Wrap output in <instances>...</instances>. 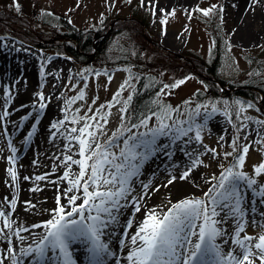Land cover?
I'll list each match as a JSON object with an SVG mask.
<instances>
[{
  "label": "rangeland",
  "instance_id": "obj_1",
  "mask_svg": "<svg viewBox=\"0 0 264 264\" xmlns=\"http://www.w3.org/2000/svg\"><path fill=\"white\" fill-rule=\"evenodd\" d=\"M217 2L219 3L218 22L221 24L223 35V49L220 47L223 55L217 75L205 74L194 64H190L187 71L182 69L185 76L180 80L185 81L183 84L175 88H165V85L171 86L179 80L168 78L169 74L164 72L166 67L162 66H167L169 69L170 62L180 64L178 61L180 56L190 57L192 54L200 56L207 62L211 60L213 40L208 18ZM3 8L17 13L18 19L11 21L12 28L17 29L18 32L24 28L30 32H39L41 34L39 41L45 45V48L32 49L7 35H0V211L5 212L10 199H17L16 194L22 184L23 172L19 173L20 168L16 165V161H26L28 157H31V161H38L40 174L45 176L41 185L35 187L39 190L33 195L36 217L46 214V203L53 207L52 210L56 209V197L59 194L64 195L63 199L60 197L61 204L66 208L70 207L64 202L67 201L63 194L65 192L58 189V184L53 178L49 180L48 178L54 173L63 180V174L67 171L70 174L67 180L68 188L70 181L79 172V165L71 161H67L71 164L65 167L67 156H71L73 160L82 159L79 155V141L74 138L80 136V133L79 131L73 133L72 128L79 130L85 123L92 125L89 131L96 133V140L100 143L107 142L114 133L117 134L119 139L115 140L116 146L110 151L119 155L120 149L124 147V139L131 134L123 131L121 108L124 107L127 97L133 95L141 71L131 63L132 61L129 64L111 65L100 64L91 58L84 65L79 66L69 57L52 51L54 50L52 48L58 47L57 41L62 40H58L55 35L48 36L46 32L51 30L60 33L68 28L95 31L105 29L108 25L111 28L113 26L111 22L115 21L116 17H128L133 14L141 19L137 24L139 28L134 26L132 32L126 29L123 36L114 38L110 43L109 53L111 57L117 55L113 46L119 45L118 38H120L122 43L130 46L131 58L140 61L139 66H146L151 71V75H154L152 78L159 77L161 87L153 97L152 109L144 116L151 115L153 111L159 115L161 107L168 106L178 111H172L171 119H167L166 123L189 121L204 127L200 131V141L195 140V126L188 137H182L175 144H171L168 137H158L157 144H171L166 150L174 153L171 156L165 155L162 151L152 154L148 149L137 150L146 152L147 159L139 163L138 176L130 181L133 191L127 199L121 200L123 207L120 212L114 213L117 215L115 227L112 224L105 230L104 235H108L106 241L110 242L112 238L118 237L116 228L134 210L133 201L138 200L142 210L143 207L152 205L150 204L152 200L149 199L154 200L160 191L161 196L158 198L162 201L166 189L159 191L154 189L158 186L160 189L173 176L176 179L170 184L172 187L174 183L180 181V175L186 171L184 161L191 163L192 160H197L196 171L202 184L199 189L191 193L159 204L160 214L166 212L172 203L182 199L204 198V193L216 183L211 178L220 175L222 171L220 166L228 168L235 163L236 153L233 152L231 141L237 136L240 138L239 146L250 145V150L245 156L244 165L235 168L234 171L245 172L256 179L258 185H264V174L257 176L253 171L254 166L264 162V125L259 123L264 121V115L259 111L256 99L243 98L234 92L235 88H247L257 82L264 84V0H259L258 3L255 0H143V3L142 0H0V9ZM197 9H212V11L205 16ZM173 11L174 15L171 14ZM162 20L165 23L162 24ZM34 23L40 24V27L32 26ZM128 33L133 35V42ZM139 47L140 53H137ZM91 55L94 54L91 52ZM104 60L105 58H101V61ZM91 69L95 70L90 72ZM159 69L162 72L159 73ZM84 72L89 73L84 74ZM148 72L141 73L150 78ZM15 76L14 83L12 80ZM165 77L168 78L167 81H164ZM206 79L209 82L224 79L234 85V88L230 84L221 85L222 87L217 84L219 88L213 91L210 84L205 83ZM126 80L130 86H126L121 91V85ZM118 91H120L119 102L113 100ZM6 92L10 96L6 95ZM81 92L84 98L76 99L69 104V101L78 97ZM41 96L44 97L43 100L40 99ZM157 100L159 104L154 103ZM236 101L241 103L236 104ZM109 103L113 106L108 107ZM41 104L45 107L41 108ZM213 107L217 109L216 112L212 111ZM241 108L243 111H240ZM197 109L199 115L196 114ZM5 111L8 113L6 116ZM12 111L20 113L21 118L11 124L13 128L16 125L13 135H6L4 131L12 129L8 121ZM93 115L96 117L95 120L87 119ZM80 117L86 119L81 120ZM101 117H104L107 123ZM74 118L76 122H73ZM61 121L63 123H59ZM54 122L57 123V128L51 127ZM97 123L100 128H97ZM148 124L149 128L157 127L159 121L156 117H152ZM147 131L148 129L143 127L132 129L137 135ZM82 138H86V134ZM189 138H191L190 142L185 145V141H189ZM61 140H65V145L61 144ZM61 146L63 149L59 148ZM182 146L183 152L180 150ZM206 149H216L217 158L214 159L213 154ZM185 152L192 155L186 156ZM229 152H233V155L225 157L224 154ZM56 158L60 160L59 163L55 161ZM56 163L62 165L54 169ZM22 164L25 166L26 162ZM51 164L53 168L49 167ZM8 169L16 172V180H12ZM149 182L150 188L144 189L142 185ZM75 194L82 195V191ZM248 198H251L250 194ZM50 202H54V206ZM81 202L82 200L77 201V203ZM255 207L256 212L249 213L245 218L247 223L242 236L246 234L258 237L264 234V227L261 226L264 225V215H261L264 205L257 203ZM256 215L262 216V221L257 222L254 219ZM5 220L6 217H0V232H2L0 258L2 244L5 243L3 236H9L10 232L16 233L13 223L10 224V228L4 227ZM198 223L200 221H197ZM223 227L231 233L232 221ZM226 238L229 240L228 244H225L223 239L219 243L223 253L234 248L231 245V237ZM75 244L82 243L78 241ZM106 264H110L109 258ZM255 264H260V261L255 260Z\"/></svg>",
  "mask_w": 264,
  "mask_h": 264
},
{
  "label": "snow or ice",
  "instance_id": "obj_2",
  "mask_svg": "<svg viewBox=\"0 0 264 264\" xmlns=\"http://www.w3.org/2000/svg\"><path fill=\"white\" fill-rule=\"evenodd\" d=\"M255 2L258 3L259 0H255ZM215 7L214 5L213 8ZM197 10L202 11L205 16H208L212 11V9ZM171 14L174 15V11ZM161 23L163 24L165 21L162 20ZM184 82V80H179L171 86L165 85L164 87L175 88ZM126 86H130L127 80L121 85V91ZM6 95L10 96L7 92ZM119 96L120 91L116 93L113 100L119 102ZM83 98L84 94L81 92L78 97L70 100L69 104L76 99ZM40 99L43 100L44 97L41 96ZM132 100L133 97L129 95L124 101V107L121 108L122 121L125 119L124 114ZM154 103L159 104V101H154ZM235 103L240 104L241 102L236 101ZM112 106L109 103L108 107ZM40 107L44 108L45 105L41 104ZM248 107H252V105H248ZM172 111H178V109L162 106L159 115L153 111L151 115H145L139 124L133 123L128 128V132L131 134L124 139V147L120 149L119 155L110 151L116 146L115 140L119 139L117 134L114 133L107 142L100 143L96 140V133L89 131L92 125L85 123L79 130L72 128L73 133L77 131L80 133V136L74 138L79 141V155L82 159L73 160L71 156L65 157L66 161L79 165V172L70 181V186L65 189L64 193L70 207L66 208L62 205L60 196H57V208L52 210V218L32 226L33 228L46 229V231L35 242L34 247L29 244L26 248H22L21 256L24 258L34 257L33 264H46V262L47 264H78V260L73 258V252L70 249L73 244L79 241L85 246L84 250L88 255L89 264H106L107 258L113 256L114 253L109 250L107 243L101 241V237L110 225L117 222V215L114 213H119L123 207L121 200L127 199L133 191L130 181L133 177L138 176L139 164L137 161L146 157V152L137 150L148 149L152 154L162 151L165 155L171 156L174 153L166 150L182 137H188L194 126L196 129L195 140H201L200 131L204 125H194V122L189 121H173L172 124H168L165 121L171 119ZM212 111L216 112L217 109L213 107ZM240 111H243V108ZM196 114L199 115L198 109ZM4 115L6 116L8 113L5 111ZM152 117H156L159 126L149 128L148 121ZM80 119L84 120L86 117H80ZM87 119L95 120L96 117L93 115ZM101 119L107 123L104 117ZM73 122H76L75 118ZM59 123H63V121ZM259 123L264 125V121H259ZM179 124L188 126L178 127ZM51 127L57 128V123L54 122ZM140 127L146 128L148 131L138 135L132 132V129ZM97 128H100L99 123H97ZM85 134L86 138H82L85 137ZM158 137H168L171 144H157ZM239 139L237 136L231 141L233 152L236 153L235 163L228 168L220 166L222 171L218 177L211 178L216 183L212 184L204 193V198H186L172 203L171 207L162 215L156 208L147 209L137 231L130 237L131 246L126 257L128 264H255L257 259L260 264H264V234H260L258 237L241 235L245 232L246 216L256 212L255 205L257 203L264 205V185H258L257 180L245 172L234 171L235 168L244 165L245 156L250 150V145L240 147ZM190 140L191 138L189 141H185V145ZM180 150L183 152L184 147L182 146ZM206 150L213 154L214 159L217 158L216 149ZM233 152L224 155L225 157L232 156ZM184 154L189 157L192 155L188 152ZM196 167L197 160L194 159L191 166L180 175L179 179L187 180ZM8 171L11 173L12 180H16V172L12 169H8ZM253 171L257 176L264 174V162L254 166ZM69 175V172H64L62 179L69 180ZM85 177L87 178L85 179ZM24 179L27 180L29 177H24ZM35 179L43 181L45 176H36ZM175 179L176 177L173 176L167 184L162 186L167 187ZM142 186L144 189H148L151 185L149 182ZM37 190L39 189H32V191ZM81 191L82 195L75 194ZM154 191H159V187H156ZM70 193L71 195H69ZM249 194L250 199L248 198ZM78 200H82V202L77 203ZM12 204L14 207L15 201H12ZM133 207L135 212H140L141 205L138 200L133 201ZM261 215H264V211L261 212ZM0 217H6V213L0 211ZM197 221L200 223L197 224ZM229 221H232L233 230L231 233L223 227ZM132 223V220H128L126 227H132ZM261 226L264 227V225ZM4 227H11L7 220H5ZM21 231H28V229H21ZM16 235L19 236V233ZM0 236H2V232H0ZM229 236L234 248L223 253L217 240L222 238L224 243L228 244L229 240L226 237ZM19 239L24 241L25 238L19 236ZM8 243L11 245L10 239ZM120 243L121 246H124L123 240ZM6 252L13 255H4L0 259V264H4L5 259H12L13 264H23L22 261L17 260L11 246L6 249Z\"/></svg>",
  "mask_w": 264,
  "mask_h": 264
},
{
  "label": "trees",
  "instance_id": "obj_3",
  "mask_svg": "<svg viewBox=\"0 0 264 264\" xmlns=\"http://www.w3.org/2000/svg\"><path fill=\"white\" fill-rule=\"evenodd\" d=\"M219 2V1H218ZM215 3V8L211 13L210 17L208 18V25L209 30L211 33V37L213 40V47H212V58L209 62L203 60L198 55H193L189 57V61L187 60H180V64L171 63L170 68L167 69V66H162L165 69L164 72L169 74L168 78H174L175 80L182 79L185 74L182 72V69L187 71L190 67V64H194L195 67L201 71L205 72L208 75H217L218 69L220 67L221 58L223 52H220V47L222 48V41L223 35L221 31V24L218 22V9L219 3ZM140 19L135 16V14L126 17L127 19L123 20H116L113 23L111 28L108 25L105 29H98L95 31H88V30H76L69 28L66 31H62L60 33H56V31H47L46 33L48 36H57V48H52L54 53L63 54L70 59H72L77 65L82 66L84 65L89 59H94V61L99 62L100 64H120V63H131L136 65L141 72H148L149 77L140 72V78H138L137 85L133 92V100L131 101L130 105L128 106V110L125 113V119L122 121L124 125V130H128L133 123L139 124V121L144 116V114L152 109V100L157 92V90L161 87V82L158 79L152 78L154 75H151V71L146 66H139L140 61L136 58H131L132 53H130V46L126 45V43H122L120 38H118L119 45L114 44L113 49L116 50L117 55L111 57L109 53V46L112 40L116 37L123 36L124 31L129 29L132 32V28L136 26L137 28L139 22L133 18ZM18 19L17 13L12 12L11 9H0V35H8L11 36L25 44L31 45L34 48L40 49L45 48V45H42V42L39 41L40 33L37 31H28L24 28L21 31H17V29L12 28L11 21L14 19ZM20 18V17H19ZM141 20V19H140ZM143 20V19H142ZM30 24V23H29ZM109 24V23H108ZM131 24V26H130ZM32 26L40 27V24ZM131 41L133 42V35L128 33ZM140 47L138 48V52L140 53ZM91 52L94 55H91ZM166 56V55H165ZM101 58H105L104 61H101ZM181 68V69H180ZM95 69H91L93 71ZM159 73L162 70H158ZM192 71V70H191ZM89 72H84V74H88ZM158 75V74H157ZM167 77L164 78V81L168 80ZM203 80V79H202ZM204 81V80H203ZM219 82L222 85H231V83L224 79H219ZM206 84H210L213 91L219 88L216 82H209L207 79L205 80ZM237 95L243 98H247L250 100H257V107L259 111L264 115V84L257 82L250 86V88L246 89H238L234 91ZM123 130V131H124Z\"/></svg>",
  "mask_w": 264,
  "mask_h": 264
},
{
  "label": "bare ground",
  "instance_id": "obj_4",
  "mask_svg": "<svg viewBox=\"0 0 264 264\" xmlns=\"http://www.w3.org/2000/svg\"><path fill=\"white\" fill-rule=\"evenodd\" d=\"M6 61V60H5ZM15 79H13L12 81L15 83L16 82V76L14 77ZM18 112H10V115L8 117V121H9V125H11L12 123H14L13 121L18 120V118L20 119V113ZM10 128L7 132H5L6 135H13V131L16 128V125L13 126L11 125ZM16 130V129H15ZM10 131V132H9ZM65 140H61V144L65 145ZM63 149V146L59 147ZM28 156V154L26 155ZM145 159H140L139 161H137V163H142ZM57 163H59V159L56 158L55 160ZM26 162V165L23 166L22 163ZM56 166H54V169H57L58 165H62V164H58ZM185 166H186V170L191 166V163H189L188 161H184ZM65 164V163H64ZM63 164V165H64ZM71 163L66 161V165L65 167H67L68 165H70ZM16 165L20 168V172L22 173L21 178H22V184L19 186L18 192L16 194L17 197V201L15 200V198L10 199L9 201V206L7 207V209L5 210L6 213V220L10 223V224H14L15 229H16V233H19V236H23L25 239L24 241H21L19 239V236L10 232L9 236L4 235L3 237H7L4 238L5 243L2 244V256L0 259L3 258L4 255H13V254H9L6 252V249L8 247H12L14 249V255L16 256L18 261H22L23 264H33L34 261V257H29V258H24L21 256L20 250L22 248H26L29 244H31L33 247L35 246V242L40 238V236H42L44 234V232L46 231V229L43 228H33L32 226L34 224H41L42 222L48 220L49 218L52 217L51 214V210L53 207H51L50 205H48V203H46V214H42L40 217H36L35 211H34V207H32L33 205L36 206V203L34 204V197L33 195L35 194V191H32V189H34L35 187L41 185L42 181H38L35 179L36 176H42L40 174V166L38 161H31V157L25 161L19 162L16 161ZM49 167H52V164L49 165ZM29 170V171H28ZM51 171V170H50ZM50 173V172H48ZM52 173V171H51ZM24 177H29V179H24ZM53 178L54 182H56L58 184L57 187H59L58 189H61L62 192H65V189H67V181L66 180H61V177L57 176L56 174L52 173V177H49V179ZM181 181V180H180ZM178 181L176 183H174L175 185L172 187L171 185H168L167 187H161L159 190H165L164 195L162 197V201H159V196H161V191L156 194L157 192H154V194H156V196L153 199H149L152 200L150 201V204H152L151 206H145L142 208V210H140V212H142V214H140V212H135V209L132 210L131 213H129V215L122 220L121 224L119 227L116 228V233H117V238H112V240L110 242H107L106 239L108 237L103 235L101 237V241L104 243H107L109 245V250L114 253L113 256L108 257L110 260V264H128V261L126 259L127 254L129 252L130 249V237L131 235L135 234V232L137 231L138 225L139 223L144 219L145 217V213L147 211V209L149 208H156V210L159 212V209L161 208L158 207L159 204H163L164 201H167L168 199L171 198H175V197H180L182 195H186L188 193L193 192L195 189H199L200 185L202 184L200 176L198 175L196 168L195 170L192 172L191 176L187 179V180H182L181 182ZM159 187V186H158ZM64 194V193H63ZM152 194V195H154ZM151 195V196H152ZM59 196L63 199L64 195H60ZM150 196V197H151ZM49 200V199H48ZM12 201H15V206L13 207ZM26 202H30V203H26ZM46 202V201H44ZM67 203V201H64ZM50 204L52 206H54V202H50ZM162 215V214H161ZM39 218V219H37ZM256 219L257 222L262 221V216H257L254 218ZM128 220H132V227L128 228L126 227L127 221ZM199 224V223H198ZM113 227H115V224L112 225ZM123 228H122V227ZM111 225L108 227L110 228ZM121 227V229H120ZM107 228V229H108ZM21 229H28V231H21ZM119 231V232H118ZM11 240V245H9L8 240ZM222 238H218L217 243H221ZM124 241V246H121V241ZM85 246L83 244H74L71 246L72 252H73V258L78 260V264H89V260H88V255L85 252ZM4 264H13L12 259H5L4 260ZM47 264V263H46Z\"/></svg>",
  "mask_w": 264,
  "mask_h": 264
},
{
  "label": "water",
  "instance_id": "obj_5",
  "mask_svg": "<svg viewBox=\"0 0 264 264\" xmlns=\"http://www.w3.org/2000/svg\"><path fill=\"white\" fill-rule=\"evenodd\" d=\"M117 19H121V20H122V19H124V18L118 17V18H116V20H117ZM154 43H155V42H154ZM180 57H181L182 59H184L182 56H180Z\"/></svg>",
  "mask_w": 264,
  "mask_h": 264
}]
</instances>
